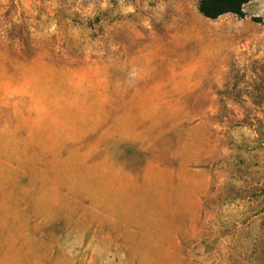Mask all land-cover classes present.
<instances>
[{
  "label": "rangeland",
  "instance_id": "obj_1",
  "mask_svg": "<svg viewBox=\"0 0 264 264\" xmlns=\"http://www.w3.org/2000/svg\"><path fill=\"white\" fill-rule=\"evenodd\" d=\"M198 1L0 0V264H264V21L209 70Z\"/></svg>",
  "mask_w": 264,
  "mask_h": 264
},
{
  "label": "crops",
  "instance_id": "obj_2",
  "mask_svg": "<svg viewBox=\"0 0 264 264\" xmlns=\"http://www.w3.org/2000/svg\"><path fill=\"white\" fill-rule=\"evenodd\" d=\"M244 16L238 17L232 13H225L220 15L216 19V25L218 26V37L224 38V49L221 50V54L218 57L214 55H203L204 62L208 63L207 69L213 67L211 63L218 62L220 68H240L241 64L247 60V55L242 54V47L244 46V41L256 37L258 30L257 28H250V23L253 22L251 18H259L261 22L264 21V0H249L242 9ZM182 19L186 20L190 16H194L192 12H182ZM225 16V17H224ZM227 16V17H226ZM222 18H225L223 20ZM211 21L210 19H207ZM221 20V24L218 21ZM197 24L183 22L181 28L175 31H168V33L160 40H155L159 43L158 47L155 49L154 61L157 65L154 66V75L161 77V83L174 84L177 82V78L180 76L188 75L191 70H193L192 64L178 63V57L173 50V46L176 44L186 43L191 40L201 41V43L206 44L211 40L213 41V36L216 35L213 30L210 29V25L206 21H202V27L200 33L198 30L193 34L192 29L197 28ZM251 37V38H250ZM219 39V40H220ZM231 42L229 43V41ZM221 47V45L219 46ZM229 52V53H228ZM217 58V59H216ZM216 59V60H215ZM204 68V66H203ZM226 73V71H224ZM156 91L153 95L145 96L152 99H176L179 98L177 95H156Z\"/></svg>",
  "mask_w": 264,
  "mask_h": 264
},
{
  "label": "trees",
  "instance_id": "obj_3",
  "mask_svg": "<svg viewBox=\"0 0 264 264\" xmlns=\"http://www.w3.org/2000/svg\"><path fill=\"white\" fill-rule=\"evenodd\" d=\"M249 0H199L197 4L198 12L209 19H216L225 13H232L238 17H243V6ZM264 228V224H263Z\"/></svg>",
  "mask_w": 264,
  "mask_h": 264
}]
</instances>
